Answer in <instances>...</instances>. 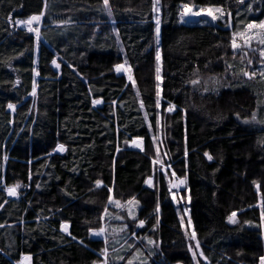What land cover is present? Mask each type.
Segmentation results:
<instances>
[{"label":"trees","instance_id":"obj_1","mask_svg":"<svg viewBox=\"0 0 264 264\" xmlns=\"http://www.w3.org/2000/svg\"><path fill=\"white\" fill-rule=\"evenodd\" d=\"M159 4L157 42L154 0H109L107 7L104 0H0V264H22L26 256L28 264H99L105 244L90 229L102 227L109 189L117 199L141 202L138 235L158 244L149 261L136 264H196L166 177L158 173L148 185L149 123L157 124L160 111L171 174L186 181L208 260L200 264H260L264 79L240 75L248 67L231 39L264 20V0ZM183 4L221 7L228 21L183 23ZM44 12L40 41L16 26ZM125 62L132 82L115 70ZM212 78L232 82L205 91ZM255 113L258 122L251 120ZM135 140L144 148H132ZM17 185V195H8Z\"/></svg>","mask_w":264,"mask_h":264},{"label":"rangeland","instance_id":"obj_2","mask_svg":"<svg viewBox=\"0 0 264 264\" xmlns=\"http://www.w3.org/2000/svg\"><path fill=\"white\" fill-rule=\"evenodd\" d=\"M190 6H194V5H190ZM200 8H218V7H202V6H194V10L195 11H199ZM221 8V7H219ZM158 9V11L156 10ZM223 9V8H222ZM224 10V9H223ZM154 11H155V21L157 18L160 19V4H159V0L157 2V0H154ZM46 12V11H45ZM45 12L40 15V20L39 22H33L31 25L27 24V23H18L20 21H27L29 18L23 19V20H18L16 23V26L20 27V28H25L26 30L29 31V28H37L40 29L43 25V19H44V14ZM182 12V11H181ZM225 13V11H224ZM226 13L224 16V19H222L223 21H228V19L226 18ZM220 19H218L217 21H212L211 17L205 16L203 13L201 14V16L199 17H194V16H189V17H185V19L182 21L181 20V13H180V21L183 23H216L218 22ZM68 19L65 20V22H60L59 24L61 25H66L68 24ZM58 24V23H57ZM230 24V22H229ZM258 31V30H254V33ZM30 32V31H29ZM161 32V29H160ZM35 35L36 37V33L35 32H31ZM41 38V36H40ZM159 40H160V33H159ZM37 41V38H36ZM40 41V39H39ZM38 42V41H37ZM239 44L242 45L241 48L233 50L235 52L236 55L239 56V58L241 60H243V63H245V65L248 67L246 70L251 72V71H256L257 75L253 78H257L256 80H261L264 78H261V76L259 75V71H260V64H261V57H260V49L264 48V45H261L256 39H253L250 41V44L247 46L243 45V41L239 40L237 41ZM253 49H255V51H253ZM159 51L160 53V60L157 61V66L159 65L160 68V72H159V80H158V84L159 87L162 84V67H163V61H162V55L160 52V47L157 46L156 52ZM36 56H37V52H36ZM252 60V64L251 66L248 64V61ZM124 67L126 69H130V71H120L121 73H124L127 77V79L129 81H133V75H132V69L129 67L128 63H124L123 64ZM56 66V65H55ZM129 76L132 77V79H129ZM232 78V81H234V78ZM244 79H248L247 77H244ZM252 79V78H251ZM231 80L228 79H220V80H216V79H210L208 82H206V88L209 89H215V90H219L221 88H226L229 86V84L232 82ZM36 93V91H35ZM35 96V95H33ZM162 101V94H161V88H160V97H159V107H160V102ZM165 115V114H164ZM165 118L166 117H162L161 111L158 117V122L157 124L154 126H152L149 123L150 126V134H151V138H152V142H153V148L152 150L154 151V156H153V164H154V170H153V176L149 178L148 180V185L150 186H154L155 185V180H156V175L159 174H163L168 182V186H169V191L171 193L172 199L177 207V210L179 212L180 215V219L181 221L183 220V230L185 235L187 236L188 239V243L189 246H191L192 250L197 252V257L196 259L199 261V264L201 262H205L208 263V260L205 259V256L203 254V256H200L199 253L202 251L201 245L199 249L195 248V244L196 241L198 240L197 234H196V240H193L191 238V233L194 229V225H193V221L191 218V209H190V197L188 195V192L186 190V184H180L179 187H173V185L179 184L180 179L178 177H176L175 173L172 172V161H171V157L169 156L168 153V149L166 146V143L168 141V132H167V128L165 125ZM253 121V117L251 119ZM255 122H258V116L257 113H255ZM139 145V146H137ZM130 146L132 148H144V142L142 140H135L132 143H130ZM184 191L186 193H184ZM111 195L113 196V198L115 200H118L121 202L122 205H124V207H116L113 204H107V210L108 213L110 214L108 217H105V219L102 220V227H105L107 229L106 232V237H107V247H108V261L109 264H115V263H124L123 261H125L124 264H128V261L131 260L132 264H136V263H144L149 261L154 255L153 253H155L156 249L158 248V244L157 242H155L154 240L150 239V238H145V237H140L138 235V230H140V228L138 226V219L136 221H133L129 216H128V208L132 207L135 213V216L138 218V212L139 209L141 208V202L137 199H135V201L138 202V204L136 205H127V202L131 199H117L114 197L113 193H111ZM105 212V211H104ZM103 212V215H104ZM102 215V216H103ZM123 217V219H115L114 217ZM235 219V218H234ZM189 220L191 221V223H189ZM127 225V229L124 232H119V229L123 228L124 225ZM113 229L117 230V233L114 234L113 233ZM263 231V235H264V229ZM135 233V235L133 236L132 234ZM187 233V234H186ZM196 233V231H195ZM93 238H97V239H102L104 244H105V237L101 236V237H96L92 234ZM152 240L155 243L154 244H149L148 241ZM199 241V240H198ZM203 252V251H202ZM192 254V251H191ZM102 256V255H101ZM118 257H122V259H117ZM103 260L104 257L102 256V261H100L99 264H103ZM23 264H28L29 261H23Z\"/></svg>","mask_w":264,"mask_h":264},{"label":"snow or ice","instance_id":"obj_3","mask_svg":"<svg viewBox=\"0 0 264 264\" xmlns=\"http://www.w3.org/2000/svg\"><path fill=\"white\" fill-rule=\"evenodd\" d=\"M108 2H109V0H104V3H105L106 7L108 6ZM157 2H158V0H157ZM239 2L242 3L243 0H239ZM181 7H182V12H181V20L182 21L185 19V17H189V16L199 17V16H201L202 13L205 16L211 17L212 21H217L218 19H224V16H225L224 10L222 8H219V7L215 8V9H213V8H207V9L200 8L199 11H195L194 10V6H190L189 4H183ZM249 7L251 8V5ZM156 10L158 11V9H156ZM108 12H109V15H111V8L110 7L108 8ZM230 15L231 14L228 13L229 17H230ZM40 18L41 17L39 15H34V16L30 17L26 22L25 21H20L18 23H27V24L31 25L34 21L35 22H39ZM254 30H258V31H256L254 33ZM29 31L30 32H35L37 41H39V39H40L39 29L30 27ZM159 33H160V19L157 18L156 19L157 42H159ZM238 39L243 41V45L244 46L249 45L250 41L253 40V39H256L261 45H264V20H261L259 23H256L255 21H253L251 23L246 24L244 26L243 30L238 31V32H233L232 33V39H231V47H232L233 50H236V49H239V48L242 47V45L237 42ZM253 51H255V49H253ZM260 57H261V64H260L259 75L261 76V78H264V48L260 49ZM156 58H157V61L160 60L159 51H157ZM52 63L54 65H56L57 68H59V64L56 63V60H53ZM248 64L251 66L252 60H249ZM231 67H232V65H228V68H231ZM115 70L117 72H120L122 70L130 71V69H126L123 64H116L115 65ZM159 72H160V68H159V65H158L157 66V79L158 80L160 78ZM240 75H243L244 77H247V78L251 79V78H254L257 75V72L256 71L249 72L247 70L241 69ZM129 79H132V77L129 76ZM190 83H192L193 85H196V84L199 83V81L198 80H192V81H190ZM33 89H34L33 90V95H35V83L33 84ZM157 89H158V91L156 93V95H157V106H159V97H160L159 85H157ZM207 90L208 89L205 88V91H207ZM93 103L94 104H99V103H101V101L100 100H94ZM8 107L10 109H14V105L9 104ZM174 107L175 106H170L168 111H173ZM253 121H255V114H253ZM244 122L245 123H249V121H247V120H245ZM137 146H139V145H137ZM58 149L60 151H64L65 150L64 149V145H58ZM205 155H208V154L206 153ZM208 158L211 159L212 157L209 156ZM185 182H186L185 180H180L179 184L173 185V187H179L180 184H184ZM95 183H96L97 187L101 186V184H102V182L100 180H97ZM17 187H19V185L7 188L6 190L8 192V195L16 196L17 195V191H16ZM108 191L110 193L109 197H108V203L109 204H113L116 207H124V205H122L120 201L115 200L113 198V196L111 195L112 190L109 189ZM136 204H138V202L135 201L134 198L127 202V205H136ZM156 210H157V212L159 211V206H157ZM109 215L110 214L108 213V210H107V207H106L104 215L101 216L100 219L103 220V219H105V217H108ZM128 216L133 221L137 220V217L135 216V213H134V210H133L132 207L128 208ZM235 216H236V212H232L228 216V220L230 222H232V223H235L236 222L235 219H234ZM114 218L115 219H123V217H120V216H117V217H114ZM261 218H262V220H264V211H262V213H261ZM181 223L183 224V220L181 221ZM189 223H191L190 220H189ZM246 223H248V222H246ZM144 224H145L144 220H139L138 221V226L139 227H143ZM62 229L65 232H67L68 231V226L66 224H63L62 225ZM126 229H127V225L125 224L123 228L119 229V232H124V231H126ZM90 232L96 237H101V236L105 237V247L101 250L100 254L104 257L103 264H109V261H108V247H107L108 241H107V237H106L107 229L105 227H100L99 229H90ZM113 233L116 234L117 230L113 229ZM132 235L134 236L135 233H133ZM191 238L193 240H196V233H195L194 230L191 233ZM148 243L149 244H154L155 242L152 241V240H149ZM195 248L196 249L200 248V243H199L198 240L196 241ZM189 250L192 251L193 260L196 261V264H199V261L196 259L197 252L192 250L191 246H190ZM199 255L203 256V252L201 251L199 253ZM117 259H122V257H118ZM205 259H207V258L205 257ZM23 260L24 261H30L31 257L30 256H26V257L23 258ZM22 264H23V262H22ZM93 264H96V262H93ZM128 264H132V261L129 260ZM260 264H264V257L260 258Z\"/></svg>","mask_w":264,"mask_h":264}]
</instances>
